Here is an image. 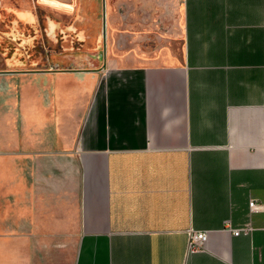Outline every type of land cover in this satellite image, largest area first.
<instances>
[{"label":"crops","instance_id":"obj_1","mask_svg":"<svg viewBox=\"0 0 264 264\" xmlns=\"http://www.w3.org/2000/svg\"><path fill=\"white\" fill-rule=\"evenodd\" d=\"M253 199L264 0H0V264H264Z\"/></svg>","mask_w":264,"mask_h":264},{"label":"built area","instance_id":"obj_2","mask_svg":"<svg viewBox=\"0 0 264 264\" xmlns=\"http://www.w3.org/2000/svg\"><path fill=\"white\" fill-rule=\"evenodd\" d=\"M250 211H257L264 209V205L257 202L255 199L250 201L249 203ZM233 235L238 236L240 234L249 235L253 231V228L251 226L245 225V226H238L237 228L227 227ZM210 230H196V229H189L188 232V252H197L202 251L205 249L206 242L209 237Z\"/></svg>","mask_w":264,"mask_h":264},{"label":"rangeland","instance_id":"obj_3","mask_svg":"<svg viewBox=\"0 0 264 264\" xmlns=\"http://www.w3.org/2000/svg\"><path fill=\"white\" fill-rule=\"evenodd\" d=\"M11 42V43H10ZM8 44H7V53H9V47H10V45H15V43H13V41H8L7 42ZM12 47H14V46H12ZM32 44H30L29 45V47L27 48V50H32ZM31 52V51H30ZM27 54H29V53H26V50H25V55H27Z\"/></svg>","mask_w":264,"mask_h":264}]
</instances>
